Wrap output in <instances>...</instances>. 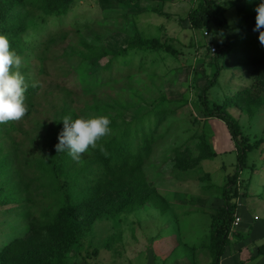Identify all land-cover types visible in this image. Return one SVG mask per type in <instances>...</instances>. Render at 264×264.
I'll return each instance as SVG.
<instances>
[{
  "label": "trees",
  "instance_id": "16d2710c",
  "mask_svg": "<svg viewBox=\"0 0 264 264\" xmlns=\"http://www.w3.org/2000/svg\"><path fill=\"white\" fill-rule=\"evenodd\" d=\"M75 1L0 0V35L7 37L10 50L21 58L18 70L24 77L26 107L21 119L0 123V264H72L73 249L79 251L96 221L119 219L120 215H128L147 203L161 213L167 210L165 202L147 182L143 165L150 157L154 143L165 136L158 129L166 116L172 113L163 105L167 96L160 94V83L163 76L177 73L178 69L156 76L154 72L148 73L150 69L144 58L135 61L132 53L147 55L160 52L176 57L179 52L162 39L146 37L137 30L129 33L125 30V18L122 23L114 24L115 32L122 33L126 38L116 52L103 45L100 34H95L86 24L83 27L89 29L90 36L94 33V43L77 35L69 51L64 48L50 50L56 41L62 43L68 38L70 33L67 31L47 37L44 42L32 39L37 36L36 29L44 25L46 18L62 22L72 11ZM117 1L135 4L141 0ZM195 1V6L179 21L187 23L191 30L202 32L203 38L208 36H203L205 31L218 37L209 38L208 42L197 46L204 48L209 56V64L206 63L204 69L208 67L212 71L201 88L196 86L193 73L192 87L197 101L192 105L200 121L218 119L225 125L237 159V165L227 175L219 192L222 205L211 215L210 264H219L229 242L237 199L241 195L238 186L242 172L252 174L257 168L255 161L249 162L247 158L257 152L264 162V138L250 142L237 119L229 113L238 110L251 120L264 108V47L252 39V33H258L252 30L255 20L240 21L235 30L245 39L247 50L233 68H245L249 84L231 96H225L221 102L210 101L208 94L218 86L221 70L223 67L232 68L222 65L224 56L220 58L230 49L232 40L226 30L232 27L225 24L223 14L226 7H222L220 0ZM244 2V8L248 9L251 3L248 0ZM82 7L76 15L85 14ZM105 11L102 9L103 13ZM151 11L168 17L162 14L161 9ZM142 12L139 10L137 13ZM82 23L85 22L74 19L68 29L78 33L83 28ZM219 33H223L222 38ZM247 34L251 35L249 39ZM41 45L42 51L36 50ZM212 46L215 52L210 51ZM34 50L38 52L34 54ZM32 57V62L36 64L29 61ZM49 65L55 66L56 73L62 78L72 75L83 93L88 95H94L97 89L111 84L122 82L123 86L117 89L115 97L98 95L91 103L64 91L61 107L50 127H47L45 122L32 121L37 102L44 93L41 81H35L34 76L37 75L31 74V71L34 68L41 76L46 74ZM203 74L208 76L204 70ZM187 78V75L181 74L170 82H178L182 86ZM144 81L147 83L144 84ZM153 93L159 94L157 106L151 105ZM81 104L84 106L76 107ZM142 105L151 108L128 118L131 110ZM97 115L107 116L110 123L109 133L97 141L95 149L90 147L75 160L67 151L56 153L54 145L58 142L57 135L63 127L61 120L65 116L75 119ZM25 122L28 123L26 129L23 128ZM17 133L24 137L16 140ZM197 149L198 155L194 158L189 146L172 149L177 172L190 174L200 161L215 157V153L204 143H200ZM245 195L243 192L242 196ZM236 234L238 236L239 233ZM106 248L109 249V246ZM97 253L94 250L91 255L96 256ZM259 256H264V243L257 247L256 255L239 260L237 264H246ZM88 258L83 257L87 264Z\"/></svg>",
  "mask_w": 264,
  "mask_h": 264
},
{
  "label": "rangeland",
  "instance_id": "374dc122",
  "mask_svg": "<svg viewBox=\"0 0 264 264\" xmlns=\"http://www.w3.org/2000/svg\"><path fill=\"white\" fill-rule=\"evenodd\" d=\"M220 1L223 3L222 7H226L223 14L225 24L232 27L226 30L232 43L230 49L222 53L220 58L224 57L221 64L232 68L223 67L218 86L212 88L208 94L210 101L217 102L249 84L245 68L239 70L233 68L247 50L245 39L239 36V31L235 28L240 21L255 20L254 8L259 2L251 0V5L247 9L244 8V0ZM195 4V0H141L135 4L128 2L121 4L117 0H76L71 6L72 11L62 22L57 23L53 18H46L44 25L36 29L37 36L32 37L35 41L44 42L47 37H54L59 35L60 31H67L70 33L68 38L62 43L60 40L56 41V44L50 46V50L64 48L65 51H69L77 35L89 43H94L92 36L95 33L100 34L103 45L116 52L124 45L126 38L122 33L115 32L117 29L114 24L122 23L125 18L127 19L125 30L129 33L137 30L146 37L162 39L179 52L176 57L160 52L147 55L132 53V59L135 61L144 58L146 66L150 69L148 73L154 72L156 76L178 69L177 73L163 76L160 83V94L167 96L163 105L172 113L166 116L158 129V132L164 133L165 136L154 143L151 155L143 165L147 182L165 202L167 210L161 213L158 208L147 203L128 215H120L119 219L96 221L83 239L79 251L73 249L72 264H87V261L83 260L84 256H89V264H210V216L222 205L219 192L227 175L231 174L237 165V159L225 125L218 119L200 121L192 105V102L197 101L192 87L193 73L196 86L201 88L212 71H209L208 67L204 69L206 63L209 64V56L206 55L204 48L197 46H202L209 38L218 37L215 33H208V36L203 38L202 32L191 30L187 23L179 21L186 17ZM80 6L85 14L78 16L76 14L79 13ZM157 8L168 17L151 11ZM102 9L107 11L103 13ZM139 10L143 12L138 14ZM37 19L39 21V16ZM74 19L85 22L81 26L89 25L94 33L90 36L89 29L84 27L80 28L78 33L68 29ZM247 35L249 39L251 35ZM252 35L253 41L259 43L258 33ZM42 49L41 45L36 50ZM36 50L34 54L38 52ZM29 61L36 64L35 61L32 62L33 57ZM47 68L46 74L41 76H38L34 68L31 71V74L37 75L34 76L35 81H41V90L44 93L37 102L32 121L45 122L47 127H50L61 107L60 100L64 91L71 92L73 97L79 95L91 103L98 95L115 97L117 89L123 86L122 82L111 84L97 89L94 95H88L83 93L72 75L62 78L56 73L55 66L49 65ZM203 70L208 74L207 77L204 76ZM181 74L188 76V81L182 86L178 82L174 84L170 82ZM145 83L147 82L144 81ZM60 87L63 91H59ZM153 94L150 99L153 101L151 105L157 106L159 94ZM83 106L81 104L76 107ZM150 108L139 106L130 111L128 118L140 115ZM229 113L237 119L250 142L264 138V108L251 120L238 110H231ZM26 124L28 123H23V128L28 126ZM15 136L16 140L24 137L20 133ZM200 143L206 144L215 153V157L200 161L190 174L177 172L172 149L189 146L191 156L194 158L198 155L197 146ZM257 154L256 152L247 158L249 162L255 161L256 170L252 174L243 171L240 178L238 193L241 195L237 199L234 213L241 218V223L230 230L229 242L226 243L223 252V264H237L239 260H247L255 249L264 243V162ZM243 192L245 196H242ZM255 216L256 220L253 218ZM236 233H239L238 236ZM107 245L109 249L106 248ZM94 250L98 252L96 256L91 255ZM246 264H264V256L256 257Z\"/></svg>",
  "mask_w": 264,
  "mask_h": 264
},
{
  "label": "clouds",
  "instance_id": "9594fccd",
  "mask_svg": "<svg viewBox=\"0 0 264 264\" xmlns=\"http://www.w3.org/2000/svg\"><path fill=\"white\" fill-rule=\"evenodd\" d=\"M251 2V0H248ZM254 32L264 46V0H259L254 8ZM221 38L223 33H219ZM21 58L10 50L6 36L0 35V123L21 119L26 113L24 105V77L19 72ZM35 86V85H33ZM63 127L54 145L56 153L67 151L74 160L79 159L90 147L95 149L97 141L109 133V119L104 115L77 117L65 116Z\"/></svg>",
  "mask_w": 264,
  "mask_h": 264
},
{
  "label": "built area",
  "instance_id": "2783aa9c",
  "mask_svg": "<svg viewBox=\"0 0 264 264\" xmlns=\"http://www.w3.org/2000/svg\"><path fill=\"white\" fill-rule=\"evenodd\" d=\"M207 35H208V34H207L206 31L203 32V36H207ZM210 51H211V52H215V47L212 46L211 49H210ZM253 218L256 220V216L253 217ZM240 223H241V218H240L236 213H234V215H233V220H232V223H231V228L233 229V228L238 227Z\"/></svg>",
  "mask_w": 264,
  "mask_h": 264
},
{
  "label": "crops",
  "instance_id": "0c3cea01",
  "mask_svg": "<svg viewBox=\"0 0 264 264\" xmlns=\"http://www.w3.org/2000/svg\"><path fill=\"white\" fill-rule=\"evenodd\" d=\"M227 133H228V132H227ZM228 135H229V134H228ZM208 215H209V213H208ZM209 216H210V215H209ZM210 218H211V216H210ZM231 240H233V239H231ZM231 240H230V241H231ZM240 240H242V239H240ZM253 249H254V248L252 247V251H253ZM256 251H257V250L255 249V252H254V253H256ZM223 252H224V251H223ZM254 253H253V254H254ZM253 254H252V256H253ZM254 255H255V254H254ZM223 263H224V255L222 254L219 264H223Z\"/></svg>",
  "mask_w": 264,
  "mask_h": 264
}]
</instances>
